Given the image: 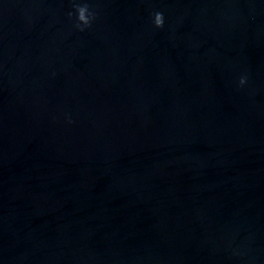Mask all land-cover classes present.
<instances>
[{"label":"water","instance_id":"obj_1","mask_svg":"<svg viewBox=\"0 0 264 264\" xmlns=\"http://www.w3.org/2000/svg\"><path fill=\"white\" fill-rule=\"evenodd\" d=\"M0 264H264V0H0Z\"/></svg>","mask_w":264,"mask_h":264},{"label":"clouds","instance_id":"obj_2","mask_svg":"<svg viewBox=\"0 0 264 264\" xmlns=\"http://www.w3.org/2000/svg\"><path fill=\"white\" fill-rule=\"evenodd\" d=\"M75 12H76V19L78 21L77 27H80L81 25L83 27H87L90 25L91 20L93 18V13L89 11L87 4L75 5ZM68 15L71 17L72 13H69ZM153 23L157 28L162 27L164 23L163 14L160 12L155 13ZM80 30H83V28L80 27ZM244 83H245V78L242 77L240 79V84L243 85Z\"/></svg>","mask_w":264,"mask_h":264}]
</instances>
